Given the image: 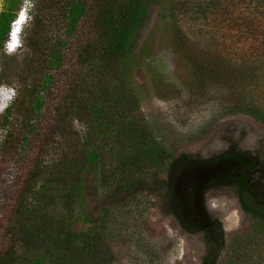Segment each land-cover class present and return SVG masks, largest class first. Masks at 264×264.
Wrapping results in <instances>:
<instances>
[{"label": "trees", "instance_id": "obj_1", "mask_svg": "<svg viewBox=\"0 0 264 264\" xmlns=\"http://www.w3.org/2000/svg\"><path fill=\"white\" fill-rule=\"evenodd\" d=\"M65 1L66 40L50 44L43 28L64 0H34L32 29L21 35L26 63L20 70L13 63L17 56L7 54L5 45L23 0H2L0 84L12 75L20 84L3 115L4 130L15 112L40 117L54 84L52 72L65 67L68 46L75 44L76 56L65 77V97L47 139L37 147L13 210L6 232L10 247L0 253V264H114L109 221L134 197L152 194L182 231L202 236L206 251L201 264H264V145L247 148L241 137L230 136L223 150L207 156L177 153L142 113L151 91L166 100L211 96L215 88L227 93L219 100L223 113L264 125V51L239 62L191 38L185 24L207 21L217 5L194 0ZM245 1L264 16V0ZM156 7L158 30L140 45ZM89 14L90 34L76 42ZM158 35L160 49L177 56L184 79L172 78L156 58ZM141 69L150 77L147 85L137 79ZM88 184L105 200L95 215L86 199ZM224 189L235 191L253 225L248 234L235 236L223 260L226 232L208 209L207 197Z\"/></svg>", "mask_w": 264, "mask_h": 264}, {"label": "rangeland", "instance_id": "obj_2", "mask_svg": "<svg viewBox=\"0 0 264 264\" xmlns=\"http://www.w3.org/2000/svg\"><path fill=\"white\" fill-rule=\"evenodd\" d=\"M194 2L217 5L214 14L207 21L197 24L188 21L185 24L191 38L201 39V47L231 55L239 62L264 51V16L260 10L250 6L245 0ZM65 3L64 0L50 12L43 28L44 36L50 44L55 40H66ZM1 10L2 0L0 12ZM158 11L159 8L156 7L151 13L140 45L158 30ZM90 17L89 14L83 20L76 42L84 40L90 34ZM32 26L33 22L30 20L23 27V31H30ZM157 37L156 58L161 65L166 66L172 78L184 79V71L177 56L169 50L160 49L161 39L159 35ZM65 52V67L52 72L55 76L54 84L46 93V103L40 117L28 118L22 111L15 112L9 120L10 126L4 130L3 115L16 95L3 113H0V253L10 247L6 232L14 218L13 210L37 156V147L47 139L57 105L65 97V77L76 56L75 44L68 46ZM25 53L26 50L21 47L11 54L17 56L13 63L20 70L26 63ZM137 79L145 85L150 81L149 75L142 69L137 72ZM18 82V78L12 75L0 85L13 88L16 93L20 88ZM210 94L211 96L202 98L186 94L163 100L151 91L143 104L142 113L160 130L167 144L177 153L207 156L223 150L227 146V137L230 136L236 139L241 137L247 148L256 149L264 145L263 124L245 115L223 113L224 102L219 100L226 97L225 90L213 88ZM72 125L75 129L82 130L80 123L74 122ZM86 199L91 210H94V215L97 214L96 208L105 203L104 198L97 195L89 184ZM160 202V197L154 194L134 197L129 206L118 211L109 221L114 264H201L206 251L202 236L182 231L174 217L162 212ZM207 207L222 221L226 232L227 249L223 255L224 260L230 253L232 240L236 235L248 234L253 220L242 210L233 189L209 193ZM81 228L77 226V230Z\"/></svg>", "mask_w": 264, "mask_h": 264}, {"label": "clouds", "instance_id": "obj_3", "mask_svg": "<svg viewBox=\"0 0 264 264\" xmlns=\"http://www.w3.org/2000/svg\"><path fill=\"white\" fill-rule=\"evenodd\" d=\"M35 7L34 0H23V5L18 13V18L12 22L10 39L6 42L5 50L11 55L22 47V30L23 27L31 20L29 11ZM16 95L13 88L0 85V113L8 106V103Z\"/></svg>", "mask_w": 264, "mask_h": 264}, {"label": "built area", "instance_id": "obj_4", "mask_svg": "<svg viewBox=\"0 0 264 264\" xmlns=\"http://www.w3.org/2000/svg\"><path fill=\"white\" fill-rule=\"evenodd\" d=\"M23 31V30H22ZM9 39H10V36H9Z\"/></svg>", "mask_w": 264, "mask_h": 264}]
</instances>
